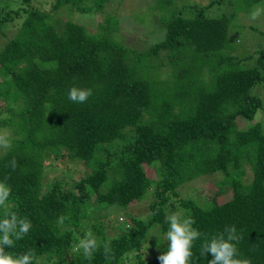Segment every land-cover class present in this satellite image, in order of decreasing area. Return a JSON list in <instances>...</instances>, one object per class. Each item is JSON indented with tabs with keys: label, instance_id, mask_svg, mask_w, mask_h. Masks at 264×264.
Masks as SVG:
<instances>
[{
	"label": "trees",
	"instance_id": "trees-1",
	"mask_svg": "<svg viewBox=\"0 0 264 264\" xmlns=\"http://www.w3.org/2000/svg\"><path fill=\"white\" fill-rule=\"evenodd\" d=\"M109 1L0 0V128L11 141L0 180L9 177V210L32 222L5 251L32 249V264H159L145 245L161 243L177 210L209 237L235 225L242 258L264 264V47L242 51L229 38L230 16L211 12L224 0H152L124 24ZM83 15L89 23L75 21ZM133 24L162 37L138 50ZM72 86L93 95L73 103ZM213 172L221 179L199 200L179 197L183 183ZM143 199L145 219L112 217L113 205ZM89 230L101 242L92 260L77 250Z\"/></svg>",
	"mask_w": 264,
	"mask_h": 264
},
{
	"label": "clouds",
	"instance_id": "clouds-1",
	"mask_svg": "<svg viewBox=\"0 0 264 264\" xmlns=\"http://www.w3.org/2000/svg\"><path fill=\"white\" fill-rule=\"evenodd\" d=\"M255 18V16H253ZM93 95L91 88L72 86L68 92V99L77 104L86 103ZM7 132L0 133V148L11 147L10 139H5ZM13 170L16 166L15 158L12 159ZM8 176L0 180V209L3 210V218L0 219V264H32L35 252L29 249L26 252L15 254L5 251L8 247L12 249L15 242L23 239L32 228V222L26 216H20L16 211L8 208L9 197L12 194L11 185L8 183ZM155 215L156 213H152ZM66 217H58V224L63 225ZM168 230L166 234L167 251L157 256L159 264H196L207 254L211 259L207 264H251L248 258H242L238 248L242 237L237 233L235 225L225 227L222 232L212 234L210 237L193 227L195 221L179 212L171 213L166 217ZM198 239H202L198 256L194 254L193 247ZM103 256L105 259H113L115 253L111 241L103 242ZM101 242L97 236L89 230L84 238L80 240L78 251L82 249L85 259L92 260L95 253L100 249ZM158 248V247H157Z\"/></svg>",
	"mask_w": 264,
	"mask_h": 264
},
{
	"label": "rangeland",
	"instance_id": "rangeland-1",
	"mask_svg": "<svg viewBox=\"0 0 264 264\" xmlns=\"http://www.w3.org/2000/svg\"><path fill=\"white\" fill-rule=\"evenodd\" d=\"M8 3H15V0H3ZM152 0H110L108 2L109 4V10L112 11L113 13L118 14L119 19L121 20L120 22L122 24L127 23L126 21L129 20V16H132L135 11L137 12H147L149 9L147 6L151 3ZM177 4L180 5L184 0H175ZM193 1H198L202 5H208L211 3L210 0H193ZM245 6V3L243 0H224L222 3H219L212 6L211 12L214 13L215 15H220V14H228L230 16V27L229 28V38L230 39H238V44L239 49L242 51L245 50V45L247 50H251L252 48H262L264 47V43L262 42V39L264 37V0H261L251 6L250 9L248 10H243ZM217 10H216V9ZM255 16V18H253ZM93 18H96L93 15ZM90 19L92 17H87V16H82L78 17L77 22L81 21L83 23H89ZM98 21V19H97ZM154 25V24H153ZM130 27V26H129ZM151 28V27H150ZM152 29V28H151ZM5 32H8L9 30L5 29ZM131 34L135 37L132 39V45L134 48H137L138 50L145 48V44L147 43H154L156 40L161 39L163 32L157 33L158 31H155L156 34H154L152 31H144L143 28L137 26L136 24H133L130 30ZM10 32V31H9ZM4 39L0 38V47L1 44L3 43ZM256 92L258 95L261 97L263 100L264 97V83L261 85L256 86ZM7 132L10 135L9 128H0V133ZM8 137L5 135V139ZM4 151V150H3ZM3 151H0V153ZM1 153V154H2ZM55 167H58L56 165ZM79 171H83L84 169L80 167L78 169ZM75 176V174H74ZM247 176L250 177V172L247 173ZM245 178H247L245 176ZM221 179V174L220 172H213L211 174H206L202 175L200 177H197L189 182L183 183L177 191L179 194V197L181 198H191V199H196L199 200L200 196H198V190L201 188L207 187L218 180ZM203 198L206 196L204 194ZM148 200L143 199L135 204H127L124 205L123 207H116L115 205L112 206L111 213L112 217L114 220H117L119 216V221H124L129 218V216H137L140 218H146L148 216ZM178 212L177 210H171L167 213V216L171 213H176ZM166 216V217H167ZM124 223V222H122ZM167 224V223H166ZM168 226V224H167ZM159 226L153 225L150 226L149 231H148V238L152 241H157L158 235H159ZM119 231V228H115L112 231L109 232V234H115L116 232ZM166 234L167 232H164L160 234V244H154L152 246H146L145 248L149 253L150 257H155L158 254L162 253V250L164 252V247L162 246H167L169 243L166 240ZM158 247V248H157ZM148 255L146 254L145 257Z\"/></svg>",
	"mask_w": 264,
	"mask_h": 264
}]
</instances>
